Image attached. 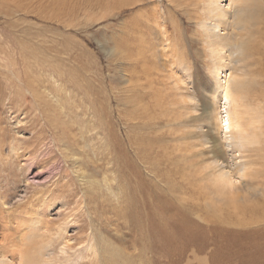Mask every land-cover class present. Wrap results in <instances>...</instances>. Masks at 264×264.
Instances as JSON below:
<instances>
[{
	"label": "rangeland",
	"instance_id": "1",
	"mask_svg": "<svg viewBox=\"0 0 264 264\" xmlns=\"http://www.w3.org/2000/svg\"><path fill=\"white\" fill-rule=\"evenodd\" d=\"M134 1L0 0V246L15 256L5 264H25L27 249L36 264L45 251L52 264H264V75L244 113L263 114L244 178L251 192L222 212L208 166L249 154L235 147L245 132L222 128L234 103L223 108L221 87L232 77L209 67L204 2ZM142 14L167 32L157 47L167 77L131 57ZM256 68L264 74V58ZM177 197L194 224L162 211Z\"/></svg>",
	"mask_w": 264,
	"mask_h": 264
},
{
	"label": "bare ground",
	"instance_id": "2",
	"mask_svg": "<svg viewBox=\"0 0 264 264\" xmlns=\"http://www.w3.org/2000/svg\"><path fill=\"white\" fill-rule=\"evenodd\" d=\"M137 1L139 2L141 0H137ZM185 1L186 0H173L172 3H174L176 6L181 7L184 6ZM196 1H200V0H196ZM223 1L224 0H203L204 5H203V12L200 21L202 22L201 25L203 26L204 29L199 31L204 37V39H202L204 45L209 47L208 50L210 54H207V56L208 58H210V62H208V64L210 63L209 67L212 66L211 71L218 75L220 69H222L223 67L225 68L227 67L228 70L230 71V77H232L231 80L230 79L227 80V83L223 84L221 87L222 99L224 101L223 108L226 103L225 100L227 99H229L231 103H234L233 113L232 115H230V113L229 114L227 113L226 115L227 118L223 120L222 128H225V130L228 131L229 129L236 127L240 131V133L245 132V135L240 134V136L237 135L234 136L235 138H239L240 140L239 144H235V147L238 148L239 151L247 153L249 155H247V157H244L245 158L244 161L232 162L225 160L220 162L219 160H217L214 161L210 166H208L209 173L207 174V177H213L218 172L217 173L218 176L217 178L214 179L212 185L215 188V194H216L215 199L223 204L221 205V209L223 210L222 212L231 209L228 205H226V203H230L233 206H235L233 207V209H235L236 211L240 210V206H236V203L246 202L247 196L249 197V194L251 192L250 190L252 188V183L245 181L244 178L251 177L254 175L249 171L248 164L251 162L249 158L252 155V153L260 150V146L258 147H249V146L259 141V138L257 136H251V135H255L254 131L261 128L259 123H263V119H262L263 114L261 108H259V110L255 109V113L253 114L250 113L249 116L247 115L248 117H245L244 113L246 112L245 106L249 105L248 104L249 96L254 92L253 94H257L256 96L259 97L258 93L255 91V85L257 83L259 84L261 83V80H259L258 78H260V75H264L262 73V70L260 71V69L256 68L258 65H260V62L264 58V37L262 34L263 31L261 27V25H264V1L263 0H230V4L228 5L227 8H224L221 5ZM134 2L135 1L133 0V3ZM167 2L169 3V1ZM191 6L193 7V5ZM147 8L148 7L145 6V9ZM145 9L143 10L144 12ZM197 20L198 19H196V21ZM207 21L212 24L208 26L209 23L207 24ZM133 22L136 25V28H134V38H133L134 51L132 52L131 57L135 56V61L142 62L141 66L146 73H148L151 69H153L154 71L158 72L161 77H163V74L165 73L162 74V71L165 70L163 68H165L166 65V62L164 61V56L166 55H164L163 52L159 50L157 47H159L160 45L159 41H161L162 37L166 35L167 32L165 30L162 31L161 29H159V27H156L154 25L160 22L159 18L156 17H153L152 19V17L142 14L141 19H139L138 16L137 18L133 19ZM172 28L175 29L176 27L172 25ZM136 29H141V30H138L137 32ZM168 37L169 35H167L166 38ZM174 45L175 42H173L172 44L171 55L174 56L183 55L180 61V65L181 67L183 66L182 68H184L187 72L185 75L187 76V78L185 77L184 78L187 80H191L192 74L190 71H188V69H186L189 68V64L185 56V53H183V51L180 53L178 49L176 48L174 49L173 48ZM256 57H258V61ZM245 75L247 76L248 82H246L247 80L243 79ZM165 76L167 77V74H165ZM168 76H170V74ZM257 90L259 94L262 93V89H257ZM0 106H2V104H0ZM251 138H253L254 141H251ZM222 154L223 153H221V156ZM206 200H208V196L205 195L204 201ZM166 201H169L171 204H174V206L172 208L162 210L164 213L168 210H174L176 211L177 214H179L181 217H184L187 220L186 223L194 224V222H191V219L189 218V212L185 204L182 202L181 198L177 197V199H173V200L167 198ZM243 209L245 210V208ZM219 212H221L220 208H219ZM240 212L241 211H239V213ZM153 217H155V214L153 215ZM220 217L222 218L223 216ZM220 220L223 221V219ZM224 220H226V218ZM167 225H170L168 217L162 215V217L158 218L157 226L159 231H161L162 235L170 238L172 232H169L165 229V226ZM2 226H4V224L1 225L0 228ZM203 248L204 245L201 247V250ZM6 252H9L15 258L14 251L12 249L10 250L7 249L6 251V249L5 250L1 249L0 246V264H5L6 258H4V256L6 257L5 255ZM18 253L20 256L18 255ZM18 253L16 254L19 257L20 262L21 261L28 262V263L25 262V264H36L34 263V261L38 260L37 257L33 256V254L31 255L29 249ZM46 254L47 251L42 253V255L39 257L41 259L38 261L39 264H52L51 263L52 261L50 262L52 255L50 257L44 258L43 256ZM220 254H222V252ZM208 257L210 256H207V258ZM225 259L226 258L222 260L212 259V262L216 261V263L218 262L219 264L222 263ZM206 262L207 260L202 262L198 261V264H205Z\"/></svg>",
	"mask_w": 264,
	"mask_h": 264
}]
</instances>
